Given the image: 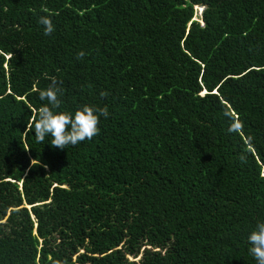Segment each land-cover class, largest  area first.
Returning <instances> with one entry per match:
<instances>
[{"label":"trees","instance_id":"trees-1","mask_svg":"<svg viewBox=\"0 0 264 264\" xmlns=\"http://www.w3.org/2000/svg\"><path fill=\"white\" fill-rule=\"evenodd\" d=\"M53 79L91 140L26 131ZM259 221L264 0H0V264H257Z\"/></svg>","mask_w":264,"mask_h":264},{"label":"clouds","instance_id":"clouds-1","mask_svg":"<svg viewBox=\"0 0 264 264\" xmlns=\"http://www.w3.org/2000/svg\"><path fill=\"white\" fill-rule=\"evenodd\" d=\"M195 8L200 12V5H195ZM38 23L44 26L45 36H50L55 31L49 15L40 16ZM85 55L86 53L81 50L77 53L76 58L81 60ZM38 91L39 98L42 101H47V103L34 112L31 123L26 129V131L31 132L34 130L37 143L43 144L45 138L50 137L48 143L53 148L66 149L69 145L75 146L98 135L100 117L103 116L107 119L109 116L106 106L101 108L88 104L76 109L74 113L57 111L61 105L62 89L54 79L47 88ZM101 95H106V93L102 92ZM227 115L231 116L230 113ZM241 127L240 122L232 118L229 131H239ZM247 240L250 244L249 252L257 264H264V221L257 222Z\"/></svg>","mask_w":264,"mask_h":264},{"label":"rangeland","instance_id":"rangeland-1","mask_svg":"<svg viewBox=\"0 0 264 264\" xmlns=\"http://www.w3.org/2000/svg\"><path fill=\"white\" fill-rule=\"evenodd\" d=\"M193 7H194V6H193ZM128 257L130 258V256H128ZM137 257H138V256H137ZM137 257H136V258H137Z\"/></svg>","mask_w":264,"mask_h":264}]
</instances>
